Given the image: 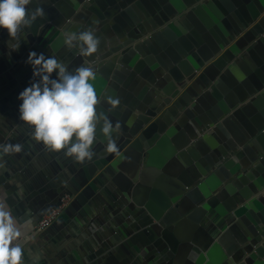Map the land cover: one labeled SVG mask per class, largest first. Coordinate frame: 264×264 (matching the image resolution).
<instances>
[{
	"label": "water",
	"instance_id": "obj_1",
	"mask_svg": "<svg viewBox=\"0 0 264 264\" xmlns=\"http://www.w3.org/2000/svg\"><path fill=\"white\" fill-rule=\"evenodd\" d=\"M29 7L45 15L18 34V51L9 55L14 41L0 30V143L23 146L5 153L4 177L28 195L37 221L72 197L40 233L46 263L264 264V0ZM87 28L100 39L91 57L63 39ZM30 51L73 71L94 66L98 111L121 125L117 152L105 151L99 131L85 162L32 137L18 110Z\"/></svg>",
	"mask_w": 264,
	"mask_h": 264
},
{
	"label": "clouds",
	"instance_id": "obj_2",
	"mask_svg": "<svg viewBox=\"0 0 264 264\" xmlns=\"http://www.w3.org/2000/svg\"><path fill=\"white\" fill-rule=\"evenodd\" d=\"M32 0H0V30H6L14 41L8 46L9 55L18 51L21 42L18 34L38 17L45 15L42 7L30 10ZM69 49H77L79 55L91 57L96 53L100 39L87 28L79 32L63 34ZM25 63L31 65L33 78L29 86L19 94V118L32 130V137L54 152L77 162L93 159V145L99 131L107 140L105 151L117 152L114 134L121 127L98 111L99 97L94 86L97 73L91 63H85L74 71L59 61L55 55L30 51ZM55 73V75H53ZM114 108L119 101L108 98ZM20 144L0 145L4 153L20 152ZM25 224L17 222L7 205L0 200V264H22L24 249L19 241Z\"/></svg>",
	"mask_w": 264,
	"mask_h": 264
},
{
	"label": "crops",
	"instance_id": "obj_3",
	"mask_svg": "<svg viewBox=\"0 0 264 264\" xmlns=\"http://www.w3.org/2000/svg\"><path fill=\"white\" fill-rule=\"evenodd\" d=\"M5 170V153L0 150V200L7 205L18 223L25 224L27 222L22 229L23 234L19 241H17L24 249L22 264L46 263L44 247L48 240L40 237V233L43 230L41 231L37 228L38 221L34 217L35 214L32 211L31 200L20 189L16 180L4 177ZM159 183L158 190L160 189V192L166 193L165 189L168 183L163 181ZM81 207H84V205L81 204Z\"/></svg>",
	"mask_w": 264,
	"mask_h": 264
},
{
	"label": "built area",
	"instance_id": "obj_4",
	"mask_svg": "<svg viewBox=\"0 0 264 264\" xmlns=\"http://www.w3.org/2000/svg\"><path fill=\"white\" fill-rule=\"evenodd\" d=\"M72 197L68 194L64 195L61 200L60 204L57 205V207L48 210L45 212L39 219L37 223V228L39 230H45L49 226H51L62 214L66 206L70 203ZM42 264H48V263H42Z\"/></svg>",
	"mask_w": 264,
	"mask_h": 264
},
{
	"label": "flooded vegetation",
	"instance_id": "obj_5",
	"mask_svg": "<svg viewBox=\"0 0 264 264\" xmlns=\"http://www.w3.org/2000/svg\"><path fill=\"white\" fill-rule=\"evenodd\" d=\"M75 25H78V24H75ZM122 94V91H120L119 92V94L117 95V96H119V95H121ZM116 99H117V97H116ZM169 184V183H168Z\"/></svg>",
	"mask_w": 264,
	"mask_h": 264
}]
</instances>
